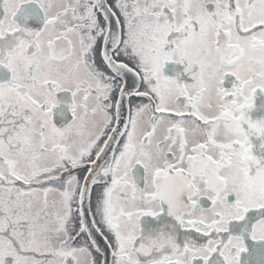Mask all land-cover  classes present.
I'll return each mask as SVG.
<instances>
[{"label": "snow or ice", "instance_id": "obj_1", "mask_svg": "<svg viewBox=\"0 0 264 264\" xmlns=\"http://www.w3.org/2000/svg\"><path fill=\"white\" fill-rule=\"evenodd\" d=\"M0 264H264V0H0Z\"/></svg>", "mask_w": 264, "mask_h": 264}]
</instances>
